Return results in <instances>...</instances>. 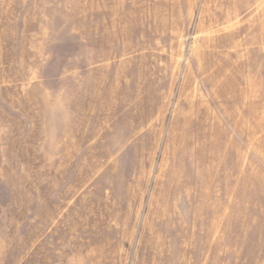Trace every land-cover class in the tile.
<instances>
[{"label": "rangeland", "instance_id": "rangeland-1", "mask_svg": "<svg viewBox=\"0 0 264 264\" xmlns=\"http://www.w3.org/2000/svg\"><path fill=\"white\" fill-rule=\"evenodd\" d=\"M0 264H264V0H0Z\"/></svg>", "mask_w": 264, "mask_h": 264}]
</instances>
